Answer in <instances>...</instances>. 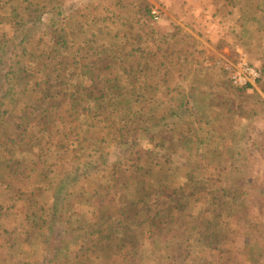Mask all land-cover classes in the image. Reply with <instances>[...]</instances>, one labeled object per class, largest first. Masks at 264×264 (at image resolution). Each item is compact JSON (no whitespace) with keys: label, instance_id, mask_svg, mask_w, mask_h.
<instances>
[{"label":"rangeland","instance_id":"1","mask_svg":"<svg viewBox=\"0 0 264 264\" xmlns=\"http://www.w3.org/2000/svg\"><path fill=\"white\" fill-rule=\"evenodd\" d=\"M137 1L93 0L89 28L79 31L73 56H64L67 75H58L82 85L85 70L117 67L108 71L117 88L102 79L113 95L105 115L93 105L87 110L103 99L96 81L78 91L85 97L79 94L75 105L63 94L53 107L45 93L27 97L29 75L37 81L43 64L35 59L42 35L36 32L21 48L17 100L0 109V264H264V0H156L176 14L156 24L133 11ZM25 4L0 0V31L11 35L15 23L41 17ZM175 47L182 51L171 55ZM245 52L261 77L241 90L224 71ZM184 101L186 114L168 118L169 134L160 130L162 113ZM21 104L31 107L21 116L31 123L24 152L18 149L28 143L26 135L14 132ZM146 168L151 181L159 175L178 194L133 190L126 210L132 189L123 182L145 177ZM118 219L125 222L115 233ZM54 220L67 242L57 260L45 261ZM93 222L102 234L89 240L83 234L96 229Z\"/></svg>","mask_w":264,"mask_h":264},{"label":"trees","instance_id":"2","mask_svg":"<svg viewBox=\"0 0 264 264\" xmlns=\"http://www.w3.org/2000/svg\"><path fill=\"white\" fill-rule=\"evenodd\" d=\"M93 0H77L73 3H69L65 0H46L45 3L40 4L38 0H25L26 4L23 5V8L25 11L29 13H37L40 14V18L34 17L33 19H30L28 22L24 21V23L17 22L15 23V31L11 35H6L5 31H0V109L1 107L6 104L7 101L11 100L12 97H15L14 102L17 100L16 95L12 96L14 93V80L19 76L18 73L20 69H18V73L15 69L20 68L24 66V60L22 59L21 55V48L24 47L26 44L32 42V37L36 32H39L42 37L40 38L38 44L36 43V53L35 56L38 59L39 62L43 63L42 67L38 70H36L35 74L37 76V81L33 80V75H29V78L31 79L30 86L25 87L24 92L27 93V97H30V92L37 91L38 93H45L48 98L51 99L47 100V104L51 107L55 106L56 100L58 99L57 96H61L62 94L64 96H68L72 98L73 105L79 103L78 100H80L82 97L79 96L81 93L78 94L79 90L87 91L88 87L91 83H94L96 81V85H94L95 90L98 91V93L101 95V100H94V102H91V106L87 107V110H93L92 105L97 107L99 114L105 115L108 113V109H106V105L103 106L105 103H107V99L109 96L110 98L113 97L111 92H107L104 87L101 85L103 82L102 79L104 76L109 77V83L111 84L110 79L111 74L108 71L114 70L117 67L113 65H109L105 68V70L108 69L107 73L104 71L102 73H98L97 71H92V73L88 74L85 70L84 73L87 74L88 79L82 84V85H71L70 83L62 81L58 77L60 74L67 75V64L66 56L68 52L70 55L73 56L74 52L73 50L77 48L79 41L82 39L79 35V31H81L82 27L89 28L90 24V18L87 16L92 14L94 10H96V6H93L90 4ZM48 2V3H47ZM88 3V4H87ZM128 4V3H127ZM40 5V6H39ZM88 5V6H87ZM87 6V7H86ZM51 9V10H49ZM17 14H20V12L15 9ZM133 11L136 13L141 14L145 19L147 18L146 22L149 24H152V20L150 18V7L147 0H138L137 3L133 7ZM39 12V13H38ZM33 16V15H32ZM39 16V15H38ZM47 23L48 28L51 32L49 33L47 29L44 27V23ZM95 27V26H94ZM33 33V34H32ZM71 36V37H70ZM69 38V39H68ZM154 37L152 36V39ZM76 61V57H73V61ZM75 64H78L76 62ZM61 72L57 73V76L51 78L50 74L52 71ZM110 70V72H111ZM47 71L46 79L47 82H44L42 77V72ZM27 78L26 76H24ZM55 77V78H54ZM261 80V81H260ZM264 80V69H263V77L262 79H259L260 82ZM134 81V80H133ZM107 85L108 83H104ZM61 85H66L68 87L67 91L61 93V91H58L57 87ZM76 87H80L78 89H75ZM112 87L117 88V85H112ZM252 85H249L247 87H242L241 90H245L246 88H251ZM232 88V87H231ZM110 89V86H109ZM50 91V93L48 92ZM59 92V93H55ZM78 96V97H77ZM83 97H85L82 94ZM154 99V97H152ZM54 101H51L53 100ZM7 100V101H6ZM6 101V102H5ZM45 100H40L38 103H41ZM96 101H99L101 103V106H97L95 103ZM154 101V100H153ZM95 103V105H94ZM25 103L24 105H26ZM121 104V102L117 103V107ZM186 105V101L180 103V108L175 109H169L167 112L162 113L161 119H160V130H168L165 129L167 124H170L167 122L168 118L171 119H179L182 118L183 115L186 114L184 109V106ZM113 106V105H112ZM24 107V106H23ZM22 104L19 105L18 109L20 112V121H17V130H14L16 135H26V133H29V124L28 122H23L21 120V116L26 117L25 115L28 113L27 110L31 109V107L28 105V107L23 108ZM94 107V108H95ZM27 109V110H26ZM48 107H46V112H48ZM81 109H84L82 106ZM146 107H142V110H145ZM185 112V113H184ZM145 113V111H144ZM88 117V116H86ZM94 117V116H93ZM89 118V117H88ZM90 120V119H89ZM2 125V118L0 115V126ZM91 125V123H90ZM171 125V124H170ZM19 130L21 132H19ZM168 131H165L166 134H169ZM32 134V131L30 133ZM28 143L26 145H23V147H20L18 150L19 152H24L25 150L29 149V143L31 142V137L29 135H26ZM42 136L40 137V139ZM130 140L128 142L129 145L132 144ZM23 148V149H22ZM14 149V146L9 147V150ZM24 150V151H23ZM46 157V156H45ZM140 158H136V161L138 162ZM150 165V164H147ZM155 165V164H154ZM147 170L145 174H143L145 177H141L140 175H133L128 180L123 182V185H127V189L131 188V196L130 199V206L126 207V210H130L133 205V198L135 196V193H140L142 190H157L158 194L160 196H166L169 195L176 196L178 194L177 188L174 189L173 193H169V190H172V186L170 183L165 181L164 179L157 176L156 183L154 181H151L150 178L154 176L153 171H151L149 168H146ZM125 180V178H120V180ZM145 184L144 187H141V184ZM135 193H134V191ZM129 217H127L125 220H128ZM109 219V218H107ZM106 219V220H107ZM114 220V219H113ZM125 220L118 219L117 221H114V231L116 233L117 227L119 226V223H124ZM154 222V221H153ZM93 228H96L94 231H88L86 234H83L84 237H88L89 240H93V238L96 236L95 234H98L100 237L102 234V228L98 227L93 222ZM51 234L47 238L48 240V248L47 252L50 254H47L46 260L49 261L50 258L57 260L58 256L61 252V249L63 250V245L66 240L65 236V229L61 223H58L57 220H54L51 224ZM93 235V237H91ZM56 237L59 240L54 241L53 237ZM51 256V257H50Z\"/></svg>","mask_w":264,"mask_h":264},{"label":"bare ground","instance_id":"3","mask_svg":"<svg viewBox=\"0 0 264 264\" xmlns=\"http://www.w3.org/2000/svg\"><path fill=\"white\" fill-rule=\"evenodd\" d=\"M75 1H77V0H73L71 3H73V2H75ZM148 1V3H149V7H150V18H151V20H152V24H156V23H159L160 22V20L163 18V19H167V18H169L168 16L167 17H165V15H167V14H169V12H171V10H169V11H167L162 5H160V4H158V2L156 1V0H147ZM69 2V1H68ZM70 3V2H69ZM49 10H51V9H49ZM156 11V13H154ZM170 15V14H169ZM176 15V14H175ZM171 16V15H170ZM172 17V16H171ZM183 27V26H182ZM181 27V24H180V27L179 26H175V31H174V34L177 36V34H179V32H183V28ZM184 33H185V31H184ZM165 34H168L167 35V41H168V39H169V37H170V33L168 32V33H166L165 31L164 32H162V35H165ZM164 37V36H163ZM180 40V39H179ZM177 42H179V41H177ZM169 51H170V53H171V55H174L175 53H178V54H180L181 53V49H180V47H175V48H173V49H168ZM244 52V51H243ZM246 53V56H244V55H241L240 56V58L237 60V62L236 63H232L230 66H228L227 68L225 67V71L224 72H227V74H230L231 72H232V67L234 66V65H238L239 63H242V62H245V63H247V65L251 68V69H253L254 71H256L260 76H259V78L261 77V71H260V69L258 68V67H256V66H254L252 63H250V61L248 60V58H247V52H245ZM264 68V67H263ZM262 72H263V70H262ZM258 78V79H259ZM258 79L255 81V83L254 84H250V85H252V86H254L255 84H256V82L258 81ZM251 86V87H252ZM247 87V86H246Z\"/></svg>","mask_w":264,"mask_h":264},{"label":"built area","instance_id":"4","mask_svg":"<svg viewBox=\"0 0 264 264\" xmlns=\"http://www.w3.org/2000/svg\"><path fill=\"white\" fill-rule=\"evenodd\" d=\"M154 13H156V11ZM259 76L260 75L251 69L245 62L234 65L232 67V72L229 74L232 84L239 88L254 84Z\"/></svg>","mask_w":264,"mask_h":264},{"label":"crops","instance_id":"5","mask_svg":"<svg viewBox=\"0 0 264 264\" xmlns=\"http://www.w3.org/2000/svg\"><path fill=\"white\" fill-rule=\"evenodd\" d=\"M133 8V7H132ZM131 8V9H132ZM173 10V9H172ZM169 14L172 16V17H175V14L173 13V11L169 12Z\"/></svg>","mask_w":264,"mask_h":264}]
</instances>
